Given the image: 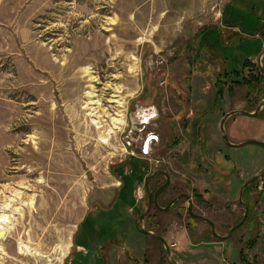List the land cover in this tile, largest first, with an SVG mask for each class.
<instances>
[{
    "label": "rangeland",
    "instance_id": "obj_1",
    "mask_svg": "<svg viewBox=\"0 0 264 264\" xmlns=\"http://www.w3.org/2000/svg\"><path fill=\"white\" fill-rule=\"evenodd\" d=\"M263 17L264 0H0V206L15 191L24 201L23 216L15 214L1 243L7 254L0 255V264H68L78 223L94 201L107 205L114 198L120 187L115 166L130 156L141 158L147 175L156 169L169 174L163 204L186 192L193 212L226 234L243 212L240 206L238 215L230 210L238 205L239 185L230 180L237 187L232 193V187L218 186L224 201L214 194L207 203L195 199L194 187L214 192L200 178L205 159L197 123L203 117V136L210 138L211 127L218 140L209 145L214 139H207L209 149L219 147L212 163L225 155L227 165L246 159L244 147L236 151L224 142L219 124L222 111L233 106L228 103L244 99L247 89L237 86L235 96L226 89L215 104L213 81L220 68L234 70L246 58H257L264 37L254 38ZM263 64L264 57V69ZM116 99L122 105L111 103ZM90 107L103 116L102 128L91 123ZM208 110L210 115L201 116ZM118 113L122 121L116 127L111 118ZM191 116L194 122L186 128ZM185 130L191 133L186 140ZM174 139L180 142L170 147ZM185 154L188 163L182 161ZM133 196L143 212V183L135 185ZM31 197L33 208L27 206ZM185 206L180 198L169 210L152 208L142 226L165 238L175 264L235 263L237 249L245 248L239 240L244 225L230 236L237 249L223 257L220 239L211 235L213 243H200L210 231L205 221L196 220L188 238L180 210ZM136 243L139 264H168L156 239L138 235ZM116 252L122 255L118 264H132V244L127 255Z\"/></svg>",
    "mask_w": 264,
    "mask_h": 264
},
{
    "label": "crops",
    "instance_id": "obj_2",
    "mask_svg": "<svg viewBox=\"0 0 264 264\" xmlns=\"http://www.w3.org/2000/svg\"><path fill=\"white\" fill-rule=\"evenodd\" d=\"M253 60V59H252ZM264 66V64H263ZM237 86H235L233 88V94L231 96H235L236 93V88ZM245 88V87H244ZM189 89V87H188ZM245 94V93H244ZM247 95V93L245 94V96ZM247 97V98H246ZM244 99L242 97H238L237 96V100H233V102L228 103L227 107H229L231 104H233V106L231 107V109L227 108L224 111H222V116L220 119H222V117L224 116L225 113L231 111V110H241L243 112H254V110L257 108V106H259L260 102L262 100H264V80L261 81L259 87L256 89L255 92L251 93L249 96H246ZM256 97H259V102H255L254 106L250 107V104H252ZM222 101L224 100V95L223 98L221 99ZM260 111L257 113V115L255 116H249L247 114L244 113H237L234 114L231 117H228L225 120L226 123V133L227 136L229 138V141L233 144H238L241 142H244L247 139H257V140H262L264 141V118L261 117L259 115ZM194 116V114H193ZM194 120H192L190 122V124H192ZM205 122V121H204ZM258 122H261V125L258 126ZM191 127V126H190ZM204 127L206 128V122L204 123V125L202 126V133L204 134L203 130ZM190 130V128H189ZM208 136L210 138H206V139H214V142L209 143V145H213V144H218V140L216 141V135H214V133L212 132V128L210 127V129L208 130ZM249 144H243L241 146H230V147H234L239 151L240 149H243L241 147L245 148V155H246V159H241L239 161V159H236L235 162L231 165H227L226 163L222 162V159H225L226 161H230V156L225 155L221 157V161L217 163V166L214 165L213 166V171H214V178H212L209 175L210 172V165H208L206 162H204V170L208 169L206 172L207 173H203L201 175V179L204 182V188L206 189L207 186H213L214 188V192L210 191L208 188L207 190H209V192L204 193L203 197L206 200H209V197L214 194L215 196H217L218 198H221V200H225L224 197V192L218 190V186L220 185H227V187L231 188L232 187V191L233 192L234 188L237 187H233L232 184L230 182V180L232 182H235L236 185H239L236 191V201H238V205L237 207L231 208V212L232 213H236V215H238V211L239 208L238 206H240V208L242 209V211H244L243 209V205L239 202V192H240V188H241V182H246V180H248L249 178H251L252 176L255 175H260L261 173L264 172V148L261 146H248ZM210 146H208V156L210 157V159H212L213 157H215L216 155V150L219 149V147L215 148L214 150L209 149ZM214 153V154H213ZM220 156L221 153L219 152ZM233 171V175L229 176L227 174L231 173ZM227 175V177L225 178V176ZM121 182V181H119ZM230 183V184H228ZM262 188H264V177H260V179H258L257 183H255L254 185V190L246 192L244 194V202H246L247 204L253 205V212H252V217L249 218L248 220L245 221V225L243 226V232L241 234H239V240L241 243H245V241L250 238L251 233H253V229L256 228L257 222L256 220H254V215L255 213L259 214V221L260 218L262 219V226L260 223V230L258 233V237H257V245L253 246V247H247L245 246V248H239L237 249V246H235L234 242L232 240L228 241L227 244L226 243H221L219 244L218 248L221 250H223V247L226 245L228 246V249L226 251V253L231 252L232 248L237 249V256H236V260L238 259V251L242 250L243 253L246 255V257L251 261L254 257L258 258V263L257 264H264V193L262 194V197L260 200L256 201V203H254V199L256 198V191L261 190ZM212 193V194H211ZM231 199V198H230ZM255 204V206H254ZM255 211V212H254ZM243 214V212H242ZM238 215L237 218L234 219L233 224L242 216ZM232 217V216H231ZM234 217V216H233ZM231 224V226L233 225ZM200 243L203 244V246L210 244L206 241V234H204L202 236V239L200 240ZM232 243V245H231ZM243 243V244H244ZM234 246V247H232ZM249 251L251 253H249ZM228 255V254H227Z\"/></svg>",
    "mask_w": 264,
    "mask_h": 264
},
{
    "label": "flooded vegetation",
    "instance_id": "obj_3",
    "mask_svg": "<svg viewBox=\"0 0 264 264\" xmlns=\"http://www.w3.org/2000/svg\"><path fill=\"white\" fill-rule=\"evenodd\" d=\"M192 117L193 116L185 118V127L186 126L188 127V125H190V126L192 125V124H190V122L192 121ZM200 121L201 120H199L198 122H200ZM204 121H203V125H204ZM202 126H199L197 123L196 139L198 141L199 148H200L199 141L201 140L203 142V144L205 146L204 148H205L207 156H208V142H207V139H205V137L203 136V133L201 131ZM198 132H200L201 135H198ZM185 133L188 134L187 136L185 135L186 138H184V139L186 140V139L190 138L191 133H188L186 130H185ZM185 156H186L185 163H188L187 155L185 154ZM213 165H214V163H211V166H213ZM157 170H161V169H156L154 171H157ZM202 173H205V171H203ZM202 173H201V175H202ZM201 175H200V178H201ZM232 175H233V173L229 174V176H232ZM160 177H163L164 179L163 180L158 179ZM164 182H165V175H163L161 173H156L153 177H151V179L149 180V183H150L149 186L153 188V193L157 190V188H159L162 184H164ZM169 183H170V177H169ZM119 185H121V182ZM143 186H144V184H143ZM166 188L167 187L162 189L158 195V203L161 206H165L173 198L172 197L171 199H168L163 204L162 200H163V195L166 191ZM191 190H192V194L194 193L193 190H196L198 195L200 196L199 198H196L195 195L193 194V196L195 197L196 200L203 201L205 203H207L209 201V200L204 199V197H203V194L207 193L208 190H204L203 193L199 192L198 188H196V187L192 188ZM144 191H145V189H144ZM181 193H186V192H181ZM116 198H117V194L114 196V198L107 205H104V203H101V202L94 201V203L91 205L90 209L84 214V216L82 217V219L78 223L77 229L73 235L72 246H73V250H74L73 253L74 254L69 259L68 264H115V263L118 264V260H120V256H122V255L117 253L116 250L117 251H119V250L123 251L124 255L125 254L127 255V249L131 248V244H132V248H133V255L128 253L129 254V255H127L128 261L132 262V264H139V262L136 258V250L138 249L137 248L138 245H136L137 244L136 243V236H138V235L144 236V237L149 236V235H145L140 230V228L146 229L144 226H142V221L144 219L150 217V215L148 214L149 212L146 213V215H144L143 218H140V216L142 214V210L139 209V205L137 204L135 197H134L133 204H130L127 206L124 204H120V205L118 204V207L114 206V204L116 202ZM182 198H185V197H182ZM185 199L187 200V198H185ZM209 199H210V197H209ZM147 202H148V196H147ZM176 202L173 203L170 208H172L176 204ZM191 202H192V199H191ZM146 206H147V204H146ZM188 206H189V202L187 201V206H185V208H183V207L180 208V210L184 211L185 215H186V220H187L186 225H185L186 232H187V224H188L189 220L193 219V220H195V223L197 220V219H194L193 217H191L189 215ZM124 208H126V211L124 210ZM152 208H155V206L153 205L151 207V209ZM155 209H157V208H155ZM195 226H196V224H195ZM194 229H195V227H194ZM194 229H193V235H194ZM204 234H206V233H202V235H204ZM156 235H158V234H156ZM207 235L209 237H212L211 236L212 235L211 228H210V231L207 233ZM221 235H223V234H221ZM131 238H133L134 240H133V243L130 244L129 241L131 240ZM230 239H229V241H230ZM157 242L160 244L162 249H164V251H165V248H164L162 242L159 240H157ZM111 250H113L112 251L113 257L112 258L110 256ZM77 253H80V255H81L80 258L77 257Z\"/></svg>",
    "mask_w": 264,
    "mask_h": 264
},
{
    "label": "trees",
    "instance_id": "obj_4",
    "mask_svg": "<svg viewBox=\"0 0 264 264\" xmlns=\"http://www.w3.org/2000/svg\"><path fill=\"white\" fill-rule=\"evenodd\" d=\"M207 28L203 27V29H199L195 35L198 36L199 34H201V32L205 31ZM221 31L223 32L224 30L221 29ZM225 33V31H224ZM254 40H257L259 37H264V17H263V25L261 26L260 30L258 31V33L255 34ZM190 46V45H189ZM203 49V45L201 44L199 47V52L200 50ZM207 52L212 55L213 57H215L218 61H222V58L219 57V55L214 51H212L209 47V50H207ZM258 52V51H257ZM256 52V53H257ZM264 80V76L260 73L257 65L252 62V60H250L249 58H246L243 62L240 68L234 69V70H226L225 68H220V72H218V74L215 76L214 81H213V101L216 104L217 99H221L223 98V94L225 93V90L227 89L229 94H233V88L235 86H244L247 89V96H249L251 93L255 92L256 89L259 87L261 81ZM189 83V84H188ZM187 84L189 86V90H190V80L187 81ZM214 106V105H213ZM264 109V106H263ZM211 110L205 111L201 114V116H207L210 115ZM213 113V112H211ZM259 115L261 117L264 118V110H260ZM202 120L204 119L203 117H201ZM198 122L199 126L203 125V121ZM187 128V126H186ZM198 135H201L200 132H198ZM184 139V138H183ZM182 139V140H183ZM180 142V140L174 139L172 141V143L169 145L170 147H174L175 145H177ZM200 149L201 152L203 154V159L204 162H206L208 165H210L213 161L210 158H207V153L205 150V146L203 144V142L200 140ZM177 155V154H176ZM186 156H184L182 158V161L185 162ZM204 162L200 163L202 165V167L204 166ZM143 163V161L141 160V158L138 157H134V156H130L128 158V160H125L123 162H121L120 164H118L116 167L117 169V175L119 177V180L121 181V185L119 187V190L117 191V198H116V202L114 204V206L118 207V204H124V205H130L133 204L134 202V197H133V189L135 188L136 184L139 183H143L144 178L147 176L149 170H147L144 166L140 165ZM114 167V168H115ZM127 167L126 173H124V168ZM148 168V166H147ZM213 166L210 165V172L211 174L214 175V171H213ZM146 171V173L144 174V172L142 173L141 171ZM208 169H203V171H207ZM233 173V171L231 172ZM228 175V174H227ZM227 175L225 177H227ZM258 179H255L253 181H251L248 185H246V187L243 190V195H242V201L244 200V194L246 192L249 191H253L254 190V185L255 183H257ZM194 191V195L196 198H199L200 196L198 195L196 190ZM264 193V188H262L259 191H256V198L254 199V203H256V201L260 200L262 197V194ZM244 202V201H243ZM245 204H247L246 202H244ZM249 207V211L246 217V220H248L249 218L252 217V212H253V205L247 204ZM255 206V204H254ZM117 209V208H116ZM124 210L126 211V208H124ZM255 212V211H254ZM241 218V217H240ZM239 218V219H240ZM258 218H259V214L255 213L254 215V220H256L257 225L256 228H254L253 233H251L250 238H248L244 245L247 247H253L255 245H257V237H258V233L260 230V224L258 223ZM238 219V220H239ZM237 220V221H238ZM195 220L190 219L188 224H187V236L188 238L191 240L192 236H193V229L195 227ZM245 225V224H244ZM206 241L207 242H212L213 239L210 238L209 236H206ZM228 246H224L223 250H222V256H226ZM77 257L80 258L81 255L80 253H77ZM236 262H240L241 264H257L258 263V258L254 257L251 261L246 257V255L243 253L242 250L238 251V259Z\"/></svg>",
    "mask_w": 264,
    "mask_h": 264
},
{
    "label": "water",
    "instance_id": "obj_5",
    "mask_svg": "<svg viewBox=\"0 0 264 264\" xmlns=\"http://www.w3.org/2000/svg\"><path fill=\"white\" fill-rule=\"evenodd\" d=\"M261 72L264 74V70L261 69ZM264 105V100H262L259 104V106H257V108L255 109V111L253 113H250V112H243L244 114H247L249 116H255L257 115L258 111L261 109V107ZM237 112L236 110H231L229 112H227L224 117L222 118L221 122H220V130H221V133H222V139L224 140V142L229 145V146H241L243 144H256V145H259L261 147L264 148V141L262 140H257V139H247L245 140L244 142H241V143H238V144H233L229 141L228 139V136H227V133L225 132V128H224V122L226 120V118ZM156 173H161L163 175H165V182L164 184H162L159 188H157V190L153 193V188L149 186V180L151 179V177H153ZM260 177H264V172L261 173L260 175H255V176H252L251 178H249L248 180H246V182H244L242 185H241V188H240V192H239V201L240 203L243 204L244 206V213L241 217V219L233 224L228 232L224 235H221L219 233L216 232L215 230V226H214V223L209 219L207 218L206 216L202 215V214H199V213H196V212H193L192 210V202H191V198L189 197V195L187 193H179L178 195H176L175 197H173L165 206H161L159 205L158 203V195L159 193L161 192L162 189H164L165 187L168 186L169 184V174L163 170H157V171H154L152 172L150 175H148L145 179H144V189H145V192L147 193V196H148V202H147V206L146 208L144 209V211L142 212L140 218H143L144 215H146V213H148L151 209V207L154 205L155 208H157L158 210L160 211H166L168 209H170V207L172 206L173 203H175L178 199L182 198V197H185L187 198V201L189 202V206H188V213L191 217H193L194 219H197V220H203L205 222H207L211 228V232H212V235L215 236L216 238L220 239V240H226L228 237H230L232 235V233L238 229L240 226L243 225V223L245 222L246 220V217H247V214H248V206L242 202L241 200V197H242V193H243V190L245 188V186L250 183L251 181L257 179V178H260ZM141 232L144 233L145 235H149L159 241L162 242L164 248H165V254H166V261L168 264H173V262L171 261L170 257H169V254H170V247L169 245L167 244L166 240L164 237L160 236V235H156V234H153L151 231L147 230V229H144V228H140Z\"/></svg>",
    "mask_w": 264,
    "mask_h": 264
},
{
    "label": "bare ground",
    "instance_id": "obj_6",
    "mask_svg": "<svg viewBox=\"0 0 264 264\" xmlns=\"http://www.w3.org/2000/svg\"><path fill=\"white\" fill-rule=\"evenodd\" d=\"M134 69V68H133ZM118 88V87H117ZM116 88V90H117ZM106 89V88H105ZM119 90V89H118ZM116 93V92H115ZM90 94V92L88 93ZM94 95V94H93ZM116 97V96H114ZM89 99V98H88ZM90 101V100H89ZM96 101V100H95ZM92 102V101H90ZM117 103L118 105H122V101L121 99H116V100H111V103ZM98 103V102H97ZM89 104V103H88ZM99 104V103H98ZM91 105V104H90ZM96 109V108H95ZM94 107H90V109L88 110V115L92 118V124H94L96 126V128H102L103 125L101 119L103 118V116H101L100 114H98V111H95ZM102 113H107V110H102ZM102 117V118H101ZM112 123L114 126L117 127L118 124L121 123L122 121V114L118 113L115 117L111 118ZM115 128V127H114ZM107 134H110V130L108 131ZM102 142H106V138L102 135H100ZM49 140V139H48ZM60 144V143H59ZM15 188V187H14ZM19 189H17L18 191ZM1 196V195H0ZM20 199V200H19ZM3 201V202H2ZM2 204L0 206V255H6L7 252L4 251L3 246H2V241L5 240V238L7 237L8 231L11 228L9 226V224H12L14 221V217L15 214L20 215L21 217L23 216V205L24 201L22 200V195L21 192L18 191V193H16L15 191V195L12 197H4V200H2ZM34 199L31 197L30 199H28L27 201V206L30 208H33V203ZM18 203V204H17ZM28 216V215H27ZM19 221V220H18ZM21 221V220H20ZM17 225V224H16ZM12 226V225H11ZM18 229V228H17ZM13 230V228H12ZM18 231V230H17ZM16 233V232H15ZM14 233V234H15ZM17 237V236H16ZM15 239V238H14ZM19 240V239H18ZM20 244V243H19ZM19 247V246H18ZM23 247V246H22ZM27 248V246H26ZM24 249V247H23ZM20 250L22 251V248H20Z\"/></svg>",
    "mask_w": 264,
    "mask_h": 264
}]
</instances>
